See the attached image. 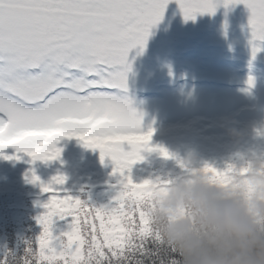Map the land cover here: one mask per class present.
Returning a JSON list of instances; mask_svg holds the SVG:
<instances>
[{
  "label": "snow or ice",
  "instance_id": "6c2138e0",
  "mask_svg": "<svg viewBox=\"0 0 264 264\" xmlns=\"http://www.w3.org/2000/svg\"><path fill=\"white\" fill-rule=\"evenodd\" d=\"M170 0H0V158L32 162L61 157L60 140L75 138L103 163L110 158L116 194L107 204L73 196L65 175L44 183L32 170L30 182L50 194L36 217L42 231L25 241L23 255L0 252V264H143L157 240L148 208L174 177L143 179L132 175L155 128L142 130L143 113L123 95L128 90L130 53L146 46L150 30L163 18ZM186 20L213 13L216 0H177ZM243 3L251 15L253 41H264V0ZM259 48L253 47V58ZM249 85L254 80L249 78ZM264 135V131L257 130ZM125 145L131 150L126 151ZM14 147L16 153L2 150ZM185 173H195L178 159ZM250 163L199 171L213 182L230 185L246 177ZM251 191V186L249 185Z\"/></svg>",
  "mask_w": 264,
  "mask_h": 264
},
{
  "label": "rangeland",
  "instance_id": "374dc122",
  "mask_svg": "<svg viewBox=\"0 0 264 264\" xmlns=\"http://www.w3.org/2000/svg\"><path fill=\"white\" fill-rule=\"evenodd\" d=\"M216 4L214 14H210L220 23V20H227V14L234 12L231 4L225 6V0H216ZM168 12L171 15L168 18L170 23L176 12H171L170 8ZM206 14L209 18V13ZM174 19L179 21L178 17ZM233 26L236 31L241 29L235 20ZM168 40L175 41L173 38ZM260 45L263 46L262 43ZM249 78L254 80V86L249 85ZM123 95L129 97L133 101V107L143 113L142 130L156 129L149 146L164 147L177 159L184 161L188 158L185 154L190 155L195 151L200 167L209 162L219 168L226 167L228 163L237 166L242 164L241 158L248 155L244 150L246 146L238 148L228 139L236 137L238 145L246 141V137L264 141V135L257 131H264V121H260L264 115V62L237 48H222L217 44L191 40L181 50L176 48L166 53L157 51L147 55L142 62L132 60L131 70L128 72V90ZM260 112L263 113L262 116ZM231 125L235 126L232 129H236L240 135H232ZM218 127L229 129L230 134L222 132L223 128L216 130ZM64 139L68 142L77 140ZM60 144L61 140L58 145ZM181 144L184 145L183 149L185 144H189L193 150H189L187 145L184 152L178 151ZM79 145L84 146L80 141ZM124 147L128 151L131 146ZM2 151L8 155L16 153L14 147ZM152 152L148 156L151 153L148 149L142 151L144 159L133 165L132 175L137 182L157 176L167 178L175 172L172 166L176 159H165L159 155V151ZM256 154L261 153L256 151ZM19 155L23 171L34 169L44 183L62 173V164L56 160L33 163L24 153ZM8 162L9 160L0 158V166ZM149 164H152V169L144 170L143 166ZM180 172L183 170L179 167L178 173ZM31 175L25 176V186L29 184L27 178L31 179ZM116 179L112 177L111 181L116 182ZM17 188L20 192L25 187L20 183ZM64 188L68 189V186ZM3 192L0 189V194ZM45 195L41 190L31 195V206L35 212L43 208L38 206V202H45L50 194L41 197ZM22 197L20 194L18 204L24 206ZM2 239L3 235L0 233V241Z\"/></svg>",
  "mask_w": 264,
  "mask_h": 264
},
{
  "label": "clouds",
  "instance_id": "9594fccd",
  "mask_svg": "<svg viewBox=\"0 0 264 264\" xmlns=\"http://www.w3.org/2000/svg\"><path fill=\"white\" fill-rule=\"evenodd\" d=\"M241 159L247 176L222 186L188 156L197 171L177 173L148 208L157 240L143 264H264V154Z\"/></svg>",
  "mask_w": 264,
  "mask_h": 264
},
{
  "label": "trees",
  "instance_id": "16d2710c",
  "mask_svg": "<svg viewBox=\"0 0 264 264\" xmlns=\"http://www.w3.org/2000/svg\"><path fill=\"white\" fill-rule=\"evenodd\" d=\"M231 7H234V12L227 14V20L225 21L219 18L221 23L210 13L209 18L206 13H198L195 19L186 20L177 0H170L163 15L164 18L150 30L146 46L143 49L138 47L130 53V63L132 64V60L135 61L137 59L142 62L147 55L157 51L166 53L169 51L172 52L176 48L181 50L185 46L187 47L191 40H197L200 43L217 44L222 48H237L251 57H253V47L255 46L260 49L256 53L255 59L264 62V41H253L252 29L249 24L251 15L249 9L243 3L231 4ZM168 8L171 9V12L175 10L176 14L173 17H178V22L172 17L173 21L168 23V18L171 17ZM233 20L241 28L239 31L235 30ZM171 38L175 41L170 42L168 39ZM260 115L262 116L263 113L260 112ZM258 119L260 118L258 117ZM260 121H264V115ZM220 128L223 127H218L216 130ZM232 128H235V126L231 125ZM222 132L230 134L229 129L223 128ZM246 138V141H249H243L240 143L241 145H238L236 142V137L228 139V141L232 145L239 146L238 148L246 146L244 150L247 151L248 155L256 154V151L264 154V141L252 137ZM61 141L62 144L57 146L62 148V154L56 161L62 164L61 175L65 174L68 176V181H66L64 186H68L67 190L70 194L81 196L84 199L90 197V203L96 205L107 204L116 194L118 187H114L116 182L111 181V178L114 177L112 176L113 163L111 159L106 158L102 163L99 149L93 150L85 146H80L77 140L68 142L67 139H62ZM187 145L189 150H193L191 145L185 144L183 149L184 145L181 144L178 151L184 152ZM149 148H152V146H149ZM130 150L131 147L128 151ZM149 152L151 153L148 156H151L153 152ZM219 153L222 156L224 155L222 152ZM185 156L188 157L189 154H185ZM27 157L28 159L31 158L29 156ZM177 161L178 159H176L172 166L176 174L179 170ZM209 164L212 163L209 162ZM239 166H242V164ZM143 167L144 170L146 168L152 169V164ZM0 173V189L4 190L0 194V233L3 235V239L0 241V252L8 249L17 252L18 255H23L26 248L25 241L35 239L42 231V226L38 224L36 217L42 214L45 209L42 208L35 212L30 200L31 195L38 193L41 187L39 185H33L29 178H27L29 184L25 186V176L32 174V168L24 172L20 159L9 160L7 164L1 165ZM174 173L171 177H174ZM45 182L48 183L49 181ZM20 183L25 188L18 192L16 189H18L17 186ZM20 194L23 195L24 206L18 204ZM47 196L46 194L41 197Z\"/></svg>",
  "mask_w": 264,
  "mask_h": 264
}]
</instances>
